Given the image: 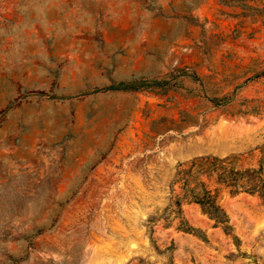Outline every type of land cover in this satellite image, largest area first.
Here are the masks:
<instances>
[{"label": "rangeland", "instance_id": "374dc122", "mask_svg": "<svg viewBox=\"0 0 264 264\" xmlns=\"http://www.w3.org/2000/svg\"><path fill=\"white\" fill-rule=\"evenodd\" d=\"M263 143L264 0H0V264H264V199L170 206Z\"/></svg>", "mask_w": 264, "mask_h": 264}, {"label": "trees", "instance_id": "16d2710c", "mask_svg": "<svg viewBox=\"0 0 264 264\" xmlns=\"http://www.w3.org/2000/svg\"><path fill=\"white\" fill-rule=\"evenodd\" d=\"M172 186L178 189L170 205L176 218L182 214V203L195 204L226 234H230L228 216L219 204L220 194L224 191L231 196L247 194L264 199V143L259 147V159L254 168L241 167L235 157H197L178 164ZM182 231L193 230L187 227Z\"/></svg>", "mask_w": 264, "mask_h": 264}]
</instances>
